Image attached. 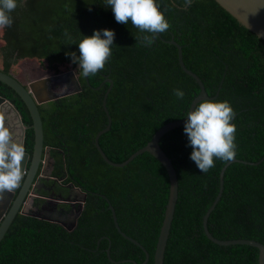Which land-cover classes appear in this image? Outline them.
I'll use <instances>...</instances> for the list:
<instances>
[{
    "label": "trees",
    "instance_id": "obj_1",
    "mask_svg": "<svg viewBox=\"0 0 264 264\" xmlns=\"http://www.w3.org/2000/svg\"><path fill=\"white\" fill-rule=\"evenodd\" d=\"M13 23L0 30V58L4 72L19 60L34 58L49 73L75 66L68 53L79 56V42L94 30H114L112 55L104 69L88 77L80 92L38 105L43 144L61 147L65 164L80 185L92 192L73 232L35 218L17 215L0 242V264H117L142 262L143 250L121 236L113 223L110 203L123 232L153 253L168 197L165 168L148 152L128 164H107L94 145V136L107 118L102 97L109 83L95 89L106 73L113 85L106 98L110 129L99 136L106 156L121 162L142 147L164 123L182 118L198 93L196 81L178 64L181 46L187 68L196 73L210 101H227L235 116V158L223 175L220 199L207 219L219 239L250 238L264 242V40L241 25L216 0H157L170 27L151 45L142 43L138 28L118 23L107 0H17ZM69 34L65 36V32ZM2 40V43H1ZM224 73V76H223ZM14 75V74H13ZM15 76V75H14ZM19 80V79H18ZM20 81V80H19ZM21 82V81H20ZM22 83V82H21ZM174 89L185 95L178 99ZM8 99L27 125L25 149L32 151V120L20 96L0 82ZM204 100L200 101L203 102ZM199 103V102H198ZM197 103V104H198ZM196 104V105H197ZM88 118H91L89 120ZM80 122L89 126L78 127ZM159 145L177 173L178 197L167 238L163 264H257L258 250L246 244L220 245L209 240L202 216L219 189V171L226 162L214 157V167L202 173L190 159L192 147L184 125L165 133ZM56 155V151H52ZM58 160L62 162L58 154ZM98 200V203L95 202ZM109 247V259L106 248ZM120 264H129L128 262Z\"/></svg>",
    "mask_w": 264,
    "mask_h": 264
},
{
    "label": "clouds",
    "instance_id": "obj_2",
    "mask_svg": "<svg viewBox=\"0 0 264 264\" xmlns=\"http://www.w3.org/2000/svg\"><path fill=\"white\" fill-rule=\"evenodd\" d=\"M118 23L132 25L140 30L142 43L151 45L157 34L164 33L169 27L164 12L160 10L157 0H107ZM192 0H184L183 9H187ZM18 6L17 0H0V30L10 27L13 20L10 13ZM65 36L71 37L65 32ZM79 42V56L75 52L68 53L73 63H77L84 77L97 74L104 69L106 61L112 55L114 30H94L93 34L83 36ZM175 96L180 99L185 93L174 89ZM7 110H0V198L20 187L24 177L22 160L25 147L19 140L18 131L10 124ZM184 132L192 147L190 159L195 162L202 173L214 167V157L223 161H232L236 156L235 125L230 123L235 113L227 101L199 102L194 110L187 114Z\"/></svg>",
    "mask_w": 264,
    "mask_h": 264
},
{
    "label": "water",
    "instance_id": "obj_3",
    "mask_svg": "<svg viewBox=\"0 0 264 264\" xmlns=\"http://www.w3.org/2000/svg\"><path fill=\"white\" fill-rule=\"evenodd\" d=\"M216 1L226 11H228L241 25H243L248 30L256 34L259 38L264 40V0H216ZM167 42L176 46L179 66L186 74L191 76L196 81L199 87L198 93L194 96V98L190 102L187 113L191 110H194L198 102L202 100H211V99L216 98L219 92V89L221 87L222 79L219 83V86L215 94L212 96H209L204 88V85L200 77L196 73H194L192 70H190L189 68L185 66L183 59H182L181 46L177 42H175L173 39L168 40ZM223 76H224V73H223ZM53 78H59V73L56 75H52L50 77H44L41 81L42 85H44V83L46 82H50L51 79ZM104 81L109 82V85L102 99V107L106 114L107 122H106L105 127H103L101 130L97 132L93 140L94 145L97 151L99 152L100 156L102 157V159L109 165L116 166V167H122L128 164L137 155L143 152H148L150 155H152L155 159H157L162 164L168 176V181H169L168 197H167V202L165 204L163 219H162V223L159 229V233H158V237L156 240L154 253H153V264H163L167 238L169 235V230H170L171 222H172L173 215H174L175 204H176V200L178 197V181H177L176 170L171 162V159L166 155L164 150L160 147L159 139L161 138V136H163L168 131L176 127L185 125V122L187 121V116H186L187 113L182 118L171 120V121L164 123L161 127H159L152 134L151 138L147 141L145 145H143L142 147L138 148L136 151L131 153L125 160L121 162H114L106 156V154L103 152L102 148L100 147L98 143L99 136L102 133L107 132L110 129V125H111V116L106 106V98H107L108 92L112 88L113 81L109 77L105 78L103 82ZM0 82L5 83L9 87H11L20 96V98L23 100L24 104L26 105L28 112L30 114L31 120H32L31 127L34 133L33 149H32L31 157L29 158V155L25 153V157L22 160V170H24V173L26 171V173L24 174L23 184L21 187L23 189L32 180V177L39 165L42 151H43V127H42V120H41V116L39 113L38 105L48 102L50 100H54V99L66 96L74 91H77L79 90V86L77 85V87L67 90L66 92H63V93H57L55 91H51V96H46V98L44 99H39L35 92L33 82L25 86L13 74L9 72H4L1 69H0ZM100 85H98L96 89H98ZM3 109H6L7 113L12 114L15 121L19 123L20 128L23 132L21 136L22 138L24 135L25 126L21 122V117L19 115L17 108L8 99L0 95V110H3ZM28 161H29V164L27 166ZM233 162L257 164L260 162V160L256 162H247L244 160H239L234 157L232 161H226L222 165L219 171V189L212 203L209 205V207L206 209V211L204 212L202 216V228H203V231L206 237L216 244H220V245L246 244V245L256 247L258 250V263L257 264H264V242H260V241H257L255 239H250V238L219 239L213 236L207 227V219L222 194L224 171L226 170L227 166ZM108 209H110L111 211L112 220H113V223H114V226L117 232L124 238L130 240L132 243L140 247L145 254V258L143 259L142 262H137L136 260H133V259L112 260L109 254V247H107L106 253H107L108 258L117 264L125 263V262H128L129 264H145L149 259L148 251L144 248V246L140 242L130 237L129 235H127L125 232L121 230L117 222L115 210L110 203L108 204ZM16 210H17L16 206L15 207L13 206L5 214L0 224V240L3 238L5 232L7 231V228L9 227L11 220L13 219L15 215Z\"/></svg>",
    "mask_w": 264,
    "mask_h": 264
},
{
    "label": "flooded vegetation",
    "instance_id": "obj_4",
    "mask_svg": "<svg viewBox=\"0 0 264 264\" xmlns=\"http://www.w3.org/2000/svg\"><path fill=\"white\" fill-rule=\"evenodd\" d=\"M157 36H159L162 40H165L160 34H157ZM154 40H156V38ZM42 71L47 72L44 69ZM58 73L59 78L54 83L53 81H50L44 83V85L40 84L37 87H34L39 99L51 96V91L63 93L77 87V85L79 86V90L72 93L80 92L83 88V82L89 84L88 77H84L82 75V70L79 69L78 64H75V66L69 67ZM58 73L49 74L52 76ZM98 75L99 77H102L100 84L103 80H105V78L109 77L104 72H101V74ZM17 79L22 82L20 78ZM58 83L59 86L57 85ZM104 83L109 82L104 81L101 85L99 84L100 87L98 89H100ZM53 84H56V86L54 87ZM24 85L27 86L26 84ZM96 87L94 88L96 89ZM56 88H58V91L55 90ZM6 115L11 116V120L6 123L10 124L14 131H18L19 140L25 147V132L28 126L23 123L20 112L19 115L21 117V122L25 126L22 138L21 136L23 132L19 123L15 121L12 114L6 112ZM88 119L91 120V118ZM86 126H89L87 122H80L78 124V127L81 128ZM52 151H56V155H53ZM25 153L29 155V158L32 155V151L29 152L26 149ZM58 154L61 156L62 162L58 160ZM28 164L29 161L27 166ZM72 172L73 175L67 169L65 164V153L61 147H51L43 144L41 159L32 180L25 188L22 189L23 177L20 187L0 198V224L5 214L13 206H16L17 210L11 220V223L17 215H23L26 218H35L37 220L52 223L65 229L66 231L73 232L77 228L80 220L83 219V217H86L84 215V211L89 204L88 198L90 193L96 196H100L102 194L92 192L87 187L80 185L82 177L75 166ZM103 198H105V196ZM95 202L98 203V200H95Z\"/></svg>",
    "mask_w": 264,
    "mask_h": 264
},
{
    "label": "rangeland",
    "instance_id": "obj_5",
    "mask_svg": "<svg viewBox=\"0 0 264 264\" xmlns=\"http://www.w3.org/2000/svg\"><path fill=\"white\" fill-rule=\"evenodd\" d=\"M38 62H40V60L34 58L19 60L11 66L10 71L15 75L16 78H20L24 84L28 85L29 83L33 82L34 87H37L38 85L42 84L41 81L44 77H50L51 75L49 74V72H43V69ZM1 67L2 63L0 58V68ZM57 79L58 78H54L51 79V81H53L54 83L55 81H57ZM53 85L54 87L56 86V84ZM57 85L59 86V83ZM55 90L58 91V88H56Z\"/></svg>",
    "mask_w": 264,
    "mask_h": 264
}]
</instances>
